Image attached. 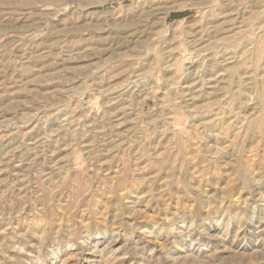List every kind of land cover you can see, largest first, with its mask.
I'll return each mask as SVG.
<instances>
[{"label": "rangeland", "instance_id": "1", "mask_svg": "<svg viewBox=\"0 0 264 264\" xmlns=\"http://www.w3.org/2000/svg\"><path fill=\"white\" fill-rule=\"evenodd\" d=\"M0 264H264V0H0Z\"/></svg>", "mask_w": 264, "mask_h": 264}, {"label": "bare ground", "instance_id": "2", "mask_svg": "<svg viewBox=\"0 0 264 264\" xmlns=\"http://www.w3.org/2000/svg\"><path fill=\"white\" fill-rule=\"evenodd\" d=\"M260 219V218H259ZM191 229V228H190Z\"/></svg>", "mask_w": 264, "mask_h": 264}]
</instances>
